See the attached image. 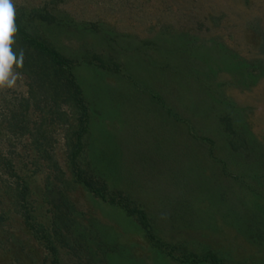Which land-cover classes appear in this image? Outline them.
Returning a JSON list of instances; mask_svg holds the SVG:
<instances>
[{"label":"rangeland","instance_id":"obj_1","mask_svg":"<svg viewBox=\"0 0 264 264\" xmlns=\"http://www.w3.org/2000/svg\"><path fill=\"white\" fill-rule=\"evenodd\" d=\"M12 2L0 264H264V0Z\"/></svg>","mask_w":264,"mask_h":264},{"label":"clouds","instance_id":"obj_2","mask_svg":"<svg viewBox=\"0 0 264 264\" xmlns=\"http://www.w3.org/2000/svg\"><path fill=\"white\" fill-rule=\"evenodd\" d=\"M9 18L11 30L7 32L5 38L4 32L7 30ZM14 20L15 8L12 0H0V89H10L16 85L19 74L14 71V66L23 65L24 50L20 49L19 52L13 50L14 35L17 31Z\"/></svg>","mask_w":264,"mask_h":264},{"label":"trees","instance_id":"obj_3","mask_svg":"<svg viewBox=\"0 0 264 264\" xmlns=\"http://www.w3.org/2000/svg\"><path fill=\"white\" fill-rule=\"evenodd\" d=\"M17 26L18 28H20V32L18 33V36H22L26 34L24 37V41L28 43V50L29 49H31V51L33 50L32 55L30 56L32 61L30 60L31 62H28L26 64V69H30L29 72L35 78V80L36 78H38L39 80H41V82L45 81V79L48 80L50 75L56 72L57 81L53 80V83L51 84L56 85L55 90L61 93L63 91L60 88L62 87L61 79H63V75L60 74V72L63 67L62 65L63 63L62 64L57 63L55 61L56 59L55 57H59V58H63V57L55 51H49V49H47L46 46L44 47L43 45L44 43L39 42V39H38L39 34L37 35L34 34L36 33L34 26H33V29L30 30V32L25 31L24 27L27 28L25 25H22V26L17 25ZM56 64L61 66V68L60 69L58 67L55 68V66H57ZM87 183L91 184L90 182H87Z\"/></svg>","mask_w":264,"mask_h":264},{"label":"snow or ice","instance_id":"obj_4","mask_svg":"<svg viewBox=\"0 0 264 264\" xmlns=\"http://www.w3.org/2000/svg\"><path fill=\"white\" fill-rule=\"evenodd\" d=\"M11 30V19L9 18L7 30L4 32L5 38L7 37V32Z\"/></svg>","mask_w":264,"mask_h":264}]
</instances>
